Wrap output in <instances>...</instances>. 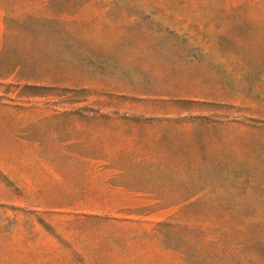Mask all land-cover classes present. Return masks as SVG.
I'll use <instances>...</instances> for the list:
<instances>
[{
    "label": "rangeland",
    "instance_id": "rangeland-1",
    "mask_svg": "<svg viewBox=\"0 0 264 264\" xmlns=\"http://www.w3.org/2000/svg\"><path fill=\"white\" fill-rule=\"evenodd\" d=\"M0 264H264V0H0Z\"/></svg>",
    "mask_w": 264,
    "mask_h": 264
}]
</instances>
